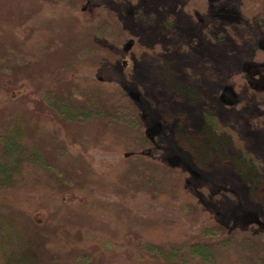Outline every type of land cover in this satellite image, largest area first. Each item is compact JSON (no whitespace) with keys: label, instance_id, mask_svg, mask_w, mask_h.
I'll list each match as a JSON object with an SVG mask.
<instances>
[{"label":"rangeland","instance_id":"374dc122","mask_svg":"<svg viewBox=\"0 0 264 264\" xmlns=\"http://www.w3.org/2000/svg\"><path fill=\"white\" fill-rule=\"evenodd\" d=\"M244 1L0 0V264H264V168L202 152L211 112L264 165Z\"/></svg>","mask_w":264,"mask_h":264},{"label":"trees","instance_id":"16d2710c","mask_svg":"<svg viewBox=\"0 0 264 264\" xmlns=\"http://www.w3.org/2000/svg\"><path fill=\"white\" fill-rule=\"evenodd\" d=\"M257 1L258 0H254L253 4H251L250 1H244L243 10L252 18L264 21V3H262L261 8L256 6L255 11L251 13L252 6H255ZM134 51H138V56H142L144 54V50L141 49L139 45L134 48ZM62 110L63 112L67 113L66 108H63ZM81 113L82 112H76L75 114L78 116H90L89 114ZM73 117L76 118L75 115H73ZM204 127L205 136L209 139L212 145L208 144L207 146H204L202 152L204 154L207 153V155L210 157L224 158L228 155L227 152H229L232 148L233 153H231V156L229 157L234 167L245 177L247 181H249L251 186H254V184L258 183L260 180L259 176L263 174L264 165L261 160H259L247 150L246 143L240 138V136L232 132V130H230L226 125H223L211 112L204 115ZM7 136L9 137V141L13 143L15 141L20 142L22 139L20 133L11 130L7 132ZM230 145H232V147H229ZM10 228V224L6 223L5 227V225L0 221V230L4 229L3 231H7ZM244 234L247 233H238L237 237L240 239H245L246 236ZM89 235L90 233L88 231L84 233L85 241H91ZM259 238L263 240L264 236H260Z\"/></svg>","mask_w":264,"mask_h":264}]
</instances>
